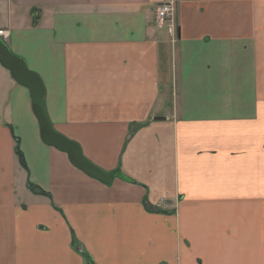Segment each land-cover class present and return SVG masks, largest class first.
I'll return each mask as SVG.
<instances>
[{
    "label": "crops",
    "instance_id": "obj_1",
    "mask_svg": "<svg viewBox=\"0 0 264 264\" xmlns=\"http://www.w3.org/2000/svg\"><path fill=\"white\" fill-rule=\"evenodd\" d=\"M0 31L53 129L127 179L45 145L0 64V264H264V0H0Z\"/></svg>",
    "mask_w": 264,
    "mask_h": 264
},
{
    "label": "water",
    "instance_id": "obj_2",
    "mask_svg": "<svg viewBox=\"0 0 264 264\" xmlns=\"http://www.w3.org/2000/svg\"><path fill=\"white\" fill-rule=\"evenodd\" d=\"M0 64L11 73L13 79L19 85L28 88L31 95L32 110L39 124L40 138L45 145L66 153L75 168L105 185H110L115 178L127 180L119 171L105 172L93 165L83 156L80 147L76 143L66 139L53 129L45 111V89L40 78L29 72L23 60L12 55L1 39Z\"/></svg>",
    "mask_w": 264,
    "mask_h": 264
},
{
    "label": "built area",
    "instance_id": "obj_3",
    "mask_svg": "<svg viewBox=\"0 0 264 264\" xmlns=\"http://www.w3.org/2000/svg\"><path fill=\"white\" fill-rule=\"evenodd\" d=\"M172 13H173V8L171 3L166 1L158 7L156 11V17L158 21L165 22L172 16ZM2 33L3 32L0 31V36H2Z\"/></svg>",
    "mask_w": 264,
    "mask_h": 264
},
{
    "label": "trees",
    "instance_id": "obj_4",
    "mask_svg": "<svg viewBox=\"0 0 264 264\" xmlns=\"http://www.w3.org/2000/svg\"><path fill=\"white\" fill-rule=\"evenodd\" d=\"M15 153L17 155V157L19 158V161H20V164L25 167V163H24V160H23V157H22V153L21 151L19 150V147H18V144H16V148H15ZM29 188L33 191V192H39L36 188L32 187L29 185ZM77 248V247H76ZM78 251L82 252L81 249H78ZM87 264H93L91 262L90 259L87 258Z\"/></svg>",
    "mask_w": 264,
    "mask_h": 264
}]
</instances>
